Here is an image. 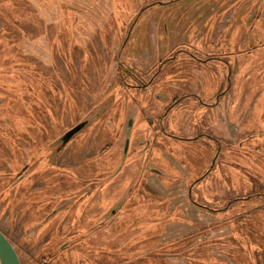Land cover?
<instances>
[{
	"label": "rangeland",
	"instance_id": "1",
	"mask_svg": "<svg viewBox=\"0 0 264 264\" xmlns=\"http://www.w3.org/2000/svg\"><path fill=\"white\" fill-rule=\"evenodd\" d=\"M0 230L20 264H264V0H0Z\"/></svg>",
	"mask_w": 264,
	"mask_h": 264
},
{
	"label": "water",
	"instance_id": "2",
	"mask_svg": "<svg viewBox=\"0 0 264 264\" xmlns=\"http://www.w3.org/2000/svg\"><path fill=\"white\" fill-rule=\"evenodd\" d=\"M130 122H128V126ZM85 126V122H80L68 129L60 138L62 144H65L73 135L78 133ZM128 145V140H125V148ZM124 148V149H125ZM0 264H20L18 255L5 235L0 230Z\"/></svg>",
	"mask_w": 264,
	"mask_h": 264
},
{
	"label": "flooded vegetation",
	"instance_id": "3",
	"mask_svg": "<svg viewBox=\"0 0 264 264\" xmlns=\"http://www.w3.org/2000/svg\"><path fill=\"white\" fill-rule=\"evenodd\" d=\"M80 122H85V126H84V127H86V125L88 124L89 121H88L87 119H83V120H81ZM80 122H79V123H80ZM74 125H76V124H74ZM74 125H73V126H74ZM73 126L69 127L68 129L72 128ZM84 127H83V128H84ZM83 128H82V129H83ZM68 129H67V130H68ZM82 129H81V130H82ZM67 130H66V131H67ZM81 130H80V131H81ZM66 131H65V132H66ZM77 134H78V133H77ZM75 135H76V134H75ZM75 135H73V136H72L67 142H69L71 139H73V138L75 137ZM67 142H66V143H67ZM66 143H65V144H66ZM63 145H64V144H63Z\"/></svg>",
	"mask_w": 264,
	"mask_h": 264
},
{
	"label": "crops",
	"instance_id": "4",
	"mask_svg": "<svg viewBox=\"0 0 264 264\" xmlns=\"http://www.w3.org/2000/svg\"><path fill=\"white\" fill-rule=\"evenodd\" d=\"M220 23V22H219Z\"/></svg>",
	"mask_w": 264,
	"mask_h": 264
}]
</instances>
